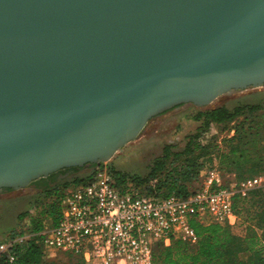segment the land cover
<instances>
[{
    "label": "water",
    "instance_id": "95a60500",
    "mask_svg": "<svg viewBox=\"0 0 264 264\" xmlns=\"http://www.w3.org/2000/svg\"><path fill=\"white\" fill-rule=\"evenodd\" d=\"M264 85V0H0V189L107 162L173 106Z\"/></svg>",
    "mask_w": 264,
    "mask_h": 264
},
{
    "label": "built area",
    "instance_id": "2783aa9c",
    "mask_svg": "<svg viewBox=\"0 0 264 264\" xmlns=\"http://www.w3.org/2000/svg\"><path fill=\"white\" fill-rule=\"evenodd\" d=\"M107 162L97 163L86 182L76 188L54 189L57 195L48 201L57 202L56 221L48 213L41 214L35 219L39 229L32 230V218L40 207L28 211L12 234L0 240V255L12 263L16 248L39 237L43 255L52 258L72 255L85 264H154L157 243L168 246L174 239L197 241L193 220L244 230L233 197H245L264 187L262 174L225 181L213 162L197 189L185 196L173 192L160 196L130 179L118 187Z\"/></svg>",
    "mask_w": 264,
    "mask_h": 264
},
{
    "label": "trees",
    "instance_id": "16d2710c",
    "mask_svg": "<svg viewBox=\"0 0 264 264\" xmlns=\"http://www.w3.org/2000/svg\"><path fill=\"white\" fill-rule=\"evenodd\" d=\"M259 109L258 104L236 105L232 109L218 106L198 111L194 116L196 120L202 122L201 127H206L209 123L225 124L242 116L246 123L242 124V127L251 132L255 125L247 119L248 115ZM197 136L194 134L179 152H173L170 145H164L161 156L154 159L145 177L125 176L111 167L117 186L123 187L130 179L136 186L143 187L150 194L165 196L173 192L185 196L193 191L188 189L186 181L191 180L199 172L196 159L210 153V146L200 144ZM225 141L226 150H221L219 157L226 169L220 165V171L236 170V180L262 174L257 167L245 166L251 159L250 149L258 145L255 141L250 138L244 140L239 133ZM183 156L185 166L183 169H177L172 162ZM152 180H155V183L150 186L149 182ZM69 181L71 180L63 181L60 186H65ZM54 189L56 190L57 187L49 189L38 202L40 210L32 218V230L39 229V222L35 219L41 214L48 213L56 221L57 202L48 201L51 195H57V192L53 193ZM233 208L244 225L243 234L232 231L227 224H202L193 220L191 226L197 235V241L190 243L174 239L168 246L157 243L153 250L154 264H264V187L251 190L245 197L235 195ZM27 214L28 212L19 215L20 220ZM38 238H33L16 248L15 261L12 263L8 262L5 256L0 255V264H85L81 258L72 255L54 257L48 262L45 261Z\"/></svg>",
    "mask_w": 264,
    "mask_h": 264
},
{
    "label": "rangeland",
    "instance_id": "374dc122",
    "mask_svg": "<svg viewBox=\"0 0 264 264\" xmlns=\"http://www.w3.org/2000/svg\"><path fill=\"white\" fill-rule=\"evenodd\" d=\"M245 104H258L260 107L258 111L248 115L247 119L254 122L255 125L251 132L242 127V124H246L242 116L225 124L209 123L206 127H201L202 122L196 120L194 116L198 111H205L218 106L232 109L236 105ZM238 133L241 134L242 139L250 138L258 144L250 149L251 159L245 166L257 167L264 175V85L220 95L205 106L185 103L166 113L157 115L147 122L135 139L115 152L107 163L125 176L145 177L154 159L161 156L164 145H170L173 152H179L183 150L188 140L197 134L200 144L210 146V153L196 159L199 172L191 180L186 181L188 189L194 190L200 186L204 172L210 164L215 162L218 167L223 165L219 153L221 150H226L225 139L236 136ZM184 161L183 156L175 159L172 165L177 169H183ZM224 169L226 168L224 167ZM83 171L85 173L87 169L85 168ZM83 171L62 179L59 185L63 181L71 180L66 183L65 189L76 188L89 178L88 174L81 175ZM221 173L225 181L236 178V170H226L225 172L221 170ZM74 177H77L76 180H72ZM46 192L48 191L36 193L32 185L0 192V240L12 234L20 222L21 216L19 215L36 208ZM231 230L239 234H243L244 231L236 228H231ZM43 257L47 262L52 259V256Z\"/></svg>",
    "mask_w": 264,
    "mask_h": 264
},
{
    "label": "flooded vegetation",
    "instance_id": "af4514ba",
    "mask_svg": "<svg viewBox=\"0 0 264 264\" xmlns=\"http://www.w3.org/2000/svg\"><path fill=\"white\" fill-rule=\"evenodd\" d=\"M183 104H185V103H183ZM183 104H179V105L173 106L172 108H170L168 110H165V111H163L160 114L166 113L167 111L172 110V109H174L176 107L182 106ZM160 114H157V115H160ZM88 165L89 164H86L85 166H82V167H86ZM82 167L72 166V167H65V168L59 169V170H57V171H55L53 173H50L49 175H47L45 177H41L39 179H36V180L32 181L29 185H32L33 189L36 190V193H39L40 191L41 192H44L46 190L48 191L49 189H52L53 187L60 186L59 182L62 179H65V178L71 176L73 173L76 172L77 168H82ZM7 190H14V189L1 188L0 192L1 191H7Z\"/></svg>",
    "mask_w": 264,
    "mask_h": 264
},
{
    "label": "crops",
    "instance_id": "0c3cea01",
    "mask_svg": "<svg viewBox=\"0 0 264 264\" xmlns=\"http://www.w3.org/2000/svg\"><path fill=\"white\" fill-rule=\"evenodd\" d=\"M96 164H89L88 166H86V167H82V168H77L76 169V172L75 173H73L72 175H76V174H78V173H80L81 171H83V169H87V171L84 173V171H83V173L81 174V175H83V174H89V172H90V170L95 166ZM79 177H80V175H79Z\"/></svg>",
    "mask_w": 264,
    "mask_h": 264
}]
</instances>
